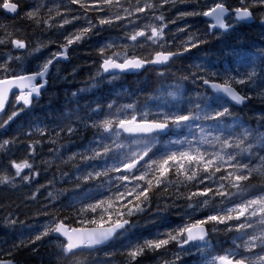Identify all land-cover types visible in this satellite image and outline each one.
Returning <instances> with one entry per match:
<instances>
[{"label":"trees","instance_id":"obj_1","mask_svg":"<svg viewBox=\"0 0 264 264\" xmlns=\"http://www.w3.org/2000/svg\"><path fill=\"white\" fill-rule=\"evenodd\" d=\"M10 1L18 4V10L15 15L10 16L0 7V39H8L6 32L11 33L12 39L24 40L27 47L16 49L10 40L6 44H0V63L9 55L22 57L20 60L8 61L16 74L35 71L47 57V53L57 51L58 46L65 42L64 37L68 33L75 32L81 26H87L83 19L63 28H47L42 23L38 26L25 17L26 12L39 8L43 19H47L49 15L55 18L49 21L55 25H59L64 16L71 19L74 16L86 15L94 22H98L97 17L101 16L120 15L125 19L115 21L111 25L99 26L85 39L70 46L68 58L51 66L41 95L34 97L30 106L25 107L22 101L17 102L14 92L10 94L4 111L0 113V125L13 111L18 113L7 125L0 127V143L11 141L7 146L0 148V175L14 177L9 183L0 184V258L12 260L14 264H128L130 258L126 253L130 244L142 243L145 239L158 235L164 238V233L204 219L209 214H216L212 211V206L204 211L188 207L190 203L195 207V200L186 199L188 194L197 188L203 189L207 181L203 185L189 184L188 187L179 183L169 184L166 191L161 185L150 193V200L143 211L125 217L130 221L126 227L127 231L115 236L102 247L81 249L64 256L58 247L63 241L53 233L35 240L37 235L46 230V225L53 223L54 217L68 226H96L82 223L86 218L92 219L95 214L89 212L82 216L78 213L86 204L111 195L114 182L110 181V178L121 173L111 172L108 177L101 176L84 182L82 176L93 170L101 171L104 162H84L79 155L75 159L69 158L74 153L83 152L94 139L97 129L86 125L117 115V110L124 105L136 106L137 120L141 118L142 113H187L196 103L208 105L215 97L204 86L203 79L222 82L229 76H242L254 67L258 75L253 83L235 85L240 94L249 99L239 107L230 104L232 115L222 122L224 126L228 125V121L237 122L235 126L232 122L230 129L225 130L233 135H239L244 128L264 131V6L253 7L249 0L246 6L250 7L254 21H234L228 31L217 35L215 31L209 30L202 15L178 18L184 12H203L213 4V0H185L175 5L168 3L162 6L161 0H148L157 5L155 11L146 10L144 13L133 15L123 9L134 10L137 0H113L111 6L101 5L98 0H83L89 6L87 13L80 4H72L70 0L66 3L62 0ZM145 2L146 0H139L140 6ZM223 2L229 8L241 7L240 0ZM2 3L3 0H0V4ZM97 7L107 10L97 11ZM57 11L62 15L57 16ZM161 14L165 17L163 23L167 25L162 41L153 44L144 37H138L137 41L128 38L140 30L144 23L154 21L157 26L160 25L161 21L155 20L154 17ZM189 37L203 42L185 51L164 67L157 69L147 66L136 74H117L115 79L103 74L97 76L100 71L99 63L103 59L99 50L106 45H112L108 50L109 55L112 52L124 53L126 50L128 56L148 60L159 50L184 51L188 46L186 42ZM159 44H163V48ZM42 45L47 46L41 47ZM37 47H40V50L33 51ZM109 105L112 107L109 108ZM132 112L133 110L129 109L121 115H131ZM68 127L74 128L75 132L69 134ZM41 130L45 135H40ZM185 133L182 129L160 135L150 156L164 152L163 146H160L164 139L183 137ZM122 135L125 136L124 141L127 144L134 139ZM36 141L40 143L35 144ZM30 144H34V151L29 149ZM132 146L131 151L134 148ZM122 153L130 155L128 148L120 150L118 154ZM261 155H264V145L255 144L249 155L241 154L238 159L254 166L260 163ZM25 159L33 168L24 169L21 176L36 173L29 182L15 177V169L11 167L13 161L19 163ZM219 175L220 173L217 174ZM169 176L172 180L184 179L183 176L178 178L174 173ZM244 183H251L256 187L244 193L241 199L233 197L235 201L251 199V194L258 195L264 191V181L259 175L254 174ZM212 187L215 189L216 185ZM229 190L234 192L235 189ZM49 193H52L51 197ZM196 199L203 200L204 197ZM213 199L218 206L221 197L215 196ZM95 218L99 220V216ZM240 222H243V218L228 224L208 223L205 225L208 230L206 243L194 242L178 247V243L173 241L157 251H146L133 264H207L212 256L224 255L233 250L239 257L249 256L254 259L264 255V248L261 247L253 249L251 253L244 251L243 239H247V236L235 230H228L229 226ZM262 228L264 226L259 224V220L253 219V228L246 229V232L249 235L258 234ZM241 236L243 239H238ZM197 244L205 249L204 252L198 249ZM17 245L19 247H16ZM238 245L240 247H237ZM10 252L11 255L8 254Z\"/></svg>","mask_w":264,"mask_h":264},{"label":"snow or ice","instance_id":"obj_2","mask_svg":"<svg viewBox=\"0 0 264 264\" xmlns=\"http://www.w3.org/2000/svg\"><path fill=\"white\" fill-rule=\"evenodd\" d=\"M72 4H80L84 12L89 11V6L83 0H70ZM99 4L111 6L113 0H98ZM177 2H185V0H161L163 4L171 3L175 5ZM241 7L232 10L236 21H246L251 18L252 12L249 0H240ZM264 6V0H251V6ZM0 7L6 9L8 12L15 13L18 10V4L10 2V0H3ZM157 5L152 2H146L140 6L137 0V6L134 10L124 8L123 11L129 15L134 13H144L146 10L155 11ZM97 11H106L104 7H97ZM51 12V9L49 10ZM229 14V9L225 6L223 0L216 2L213 0V6L203 12H184L178 18L191 15H203L209 17L213 23L210 24L212 29H221L227 31L231 25L226 23V15ZM62 14L57 11V16ZM25 17L34 21L38 26L42 23L47 28L59 27L63 28L65 25L71 24L77 20H85L87 26L79 27L75 32L68 33L63 44L58 46V50L52 52L50 56L38 66V69L30 74H16L15 69L10 68L9 60H20L22 57H12L11 55L0 63V112L5 109L6 102L9 98V92L13 88H19L20 94L16 96L17 102H23L25 107L30 106L34 97L41 95V90L47 83L46 77L50 73L51 66L58 63L60 59L68 58V49L75 43H79L85 39L94 29L99 26L111 25L115 21L125 19V17L116 15L97 17L98 22L84 16H74L69 19L64 16L59 25L50 24V20L55 18L51 15L47 19H43L39 14V8H34L25 13ZM155 20L161 21L159 26L147 25L150 29V35L146 36L143 29L135 31L128 38L131 41H137L138 37H145L153 44L162 41L164 29L167 27L163 23L165 17L161 14L154 17ZM132 23V21H130ZM184 31V29H180ZM8 39H0V44L9 42L16 49H25L26 42L22 39H12L11 33L6 32ZM203 41L195 40L194 37H189L186 42L187 47L183 50L188 51L190 48L197 47ZM56 43V41H50ZM42 45L41 47H46ZM163 48V44H159ZM112 45H106L99 50V55L103 57L100 65L101 71L97 72V76L104 73L109 74L110 78H116V71L124 72L133 69H139L145 63L151 64H166L170 58L180 55V52L172 51H158L154 57L149 60L140 59L135 56L129 57L127 51L112 52L108 54V50ZM37 47L33 51H39ZM258 75L253 67L252 71H246L242 76H229L222 82H215L209 79H203L204 85L209 86L216 94L212 102L208 105L196 103L194 107L189 108L187 113L177 112H161L155 115L151 113H142L141 118L137 120L136 106L129 104L124 105L117 110V115L105 117L98 121H93L90 125H86L97 129L94 134V139L89 142L83 152L74 153L69 159H75L79 155L84 162L88 161H103L104 167L101 171H91L82 176L84 182L95 180L97 177H108L109 173H121L118 176L111 177L110 181L113 183V190L111 195L105 199L96 200L93 203H88L81 207L79 215L86 213L95 214L92 219H85L82 223H90L96 225L92 228H72L69 229L63 221L53 218V223L46 225V230L37 235L35 240H40L43 236H48L50 233L58 234L64 238V241L58 244L64 256L74 253L77 249L94 248L96 246L105 244L112 240L115 236L127 231L126 225L129 220L125 217H130L137 212L144 210V206L150 200V193L153 189L164 186L166 191L169 184H182L188 187L189 184L203 185L205 181L208 183L203 189L197 188L196 191L190 192L186 199L189 201L195 200V207L192 203L188 205L193 210L204 211L212 206V211L216 214H209L204 219H198L194 223H187L183 226L164 233V238L158 235L155 238L145 239L142 243L129 245L127 256L130 258L128 264H133L136 259L142 256L146 251H157L166 247L169 243L175 241L181 247L192 242L206 243L207 231L205 225L211 222L215 224H228L230 221H241L234 226H229L228 230H235L247 236L238 239H243V249L251 253L257 247L264 248V228L258 234L249 235L246 229L253 228V218L259 216V224L264 226V191L256 197L241 200L239 203H234L232 207H227L228 203L233 202V197L241 199L244 193L248 192L256 185L248 182L250 177L259 175L264 181V155L259 157L260 163L257 165H250L242 163L238 156L241 154L250 153L255 144L264 145V131L244 128L239 135H233L228 132L225 134L224 128L221 125L226 117L232 115L230 110V103L235 105H242L249 97L241 95L235 85H248L254 82L255 76ZM42 81V82H39ZM83 91V90H82ZM75 95V93H73ZM109 108L112 105L108 106ZM133 110L131 115L127 110ZM18 113L13 111L3 124L7 125ZM151 116V118H149ZM204 121H211L212 123L206 128ZM200 122V123H197ZM233 121V126L236 125ZM195 124V132H193V125ZM187 129L192 133V138L188 136L180 138L179 136L170 141L172 145H178V148L166 150L159 154L153 152V148L158 143V137L161 134H167L172 130ZM63 131V129H61ZM67 132L73 134L75 129L68 127ZM134 137L129 144H125V136ZM40 135H45L43 130ZM59 136V133H57ZM198 137V138H197ZM110 141V142H109ZM53 143L55 141H52ZM11 141L5 140L0 143V148L7 146ZM35 144L40 141L34 142ZM144 145L137 151H131V145ZM128 148V153L118 154L120 150ZM212 148L213 151L208 149ZM29 149L34 151V144L29 145ZM238 150V151H237ZM31 154V153H30ZM147 157V159H145ZM109 161L111 163L109 164ZM11 167L15 169V177H21L24 182H29L34 178L36 173L32 175L21 176L24 169H32L33 165L25 159L22 162L13 161ZM137 173H139L137 175ZM174 173L178 178L183 176V180H172L169 176ZM220 173L219 176L217 174ZM13 176L0 175V184H7ZM80 179V177H78ZM212 185H216L213 189ZM235 189L236 191H230ZM35 194H33L34 198ZM52 196V193H49ZM220 196L221 201L217 206L213 197ZM197 197H204L203 200L196 199ZM99 216V220L95 218ZM107 217V219H105ZM14 223V222H13ZM108 225L105 227V225ZM215 230V229H214ZM34 242V241H33ZM16 247H19L17 245ZM198 249L204 252V248L197 244ZM237 247H240L238 245ZM11 255V252L8 253ZM0 264H14L12 260L0 258ZM207 264H264V255L257 256L254 259L249 256L239 257L238 253L233 250L224 255L212 256Z\"/></svg>","mask_w":264,"mask_h":264},{"label":"water","instance_id":"obj_3","mask_svg":"<svg viewBox=\"0 0 264 264\" xmlns=\"http://www.w3.org/2000/svg\"><path fill=\"white\" fill-rule=\"evenodd\" d=\"M11 2V1H10ZM226 6V5H225ZM227 7V6H226ZM2 8V7H1ZM228 8V7H227ZM235 8H237V7H234L233 9H235ZM229 9V14H227L226 15V18L228 17V16H230V15H232L233 16V18H234V20H235V16H234V13L232 12V10L233 9H230V8H228ZM2 10L7 14V15H10V16H13V15H15V13H11V12H8L6 9H4V8H2ZM208 10V9H207ZM206 10V11H207ZM202 18L203 19H206V20H210L211 21V19L209 18V17H205V16H203L202 15ZM225 18V19H226ZM236 21V20H235ZM254 21V16H253V14H252V16H251V18L250 19H248V20H246V21H239V23H252ZM236 22H238V21H236ZM211 23H213V21H211ZM210 23V24H211ZM210 28V27H209ZM211 30H213L212 28H210ZM218 29V28H217ZM220 31H222V32H225L224 30H221V29H219ZM229 30V29H228ZM227 30V31H228ZM161 51V50H160ZM158 52V51H157ZM165 52H167V51H165ZM156 53V52H155ZM155 53L152 55V57H154V55H155ZM175 57V56H174ZM173 58V57H172ZM172 58H170V60L172 59ZM141 59V58H140ZM103 60V59H102ZM102 60H101V62H100V65H101V63H102ZM169 60V61H170ZM168 61V62H169ZM168 62L166 63V64H151V63H145L144 64V66L143 67H141V68H139V69H133V70H128V71H124V72H119L118 70H115L116 71V73L117 74H130V73H139L140 71H142L146 66H154V67H162V66H165V65H167L168 64ZM100 65H99V68H100ZM100 71L102 72V70L100 69ZM34 72V71H33ZM30 73H32V72H28V73H25V74H30ZM116 74V75H117ZM103 75H106V76H109V74H106V73H104ZM206 87L211 91V93L215 96L216 94L213 92V90L209 87V86H207L206 85ZM14 92H20V89L19 88H13L12 90H11V92H9V96H10V94L11 93H14ZM247 102V100L243 103V104H245ZM7 103V102H6ZM231 104V103H230ZM242 104V105H243ZM231 105H234V106H241V105H235V104H231ZM5 107H6V105H5ZM4 111V110H3ZM2 111V112H3ZM1 113V112H0ZM124 135H127V134H124ZM161 135H166V134H161ZM129 223H130V221H129ZM129 225V224H128ZM128 225H126L125 227H127ZM66 226L69 228V229H72V228H82V227H84V228H92V227H95V226H68L67 224H66ZM108 225H105V227H107ZM205 227V229H206V231H207V235H208V230H207V227L206 226H204ZM53 235L55 236V237H58V238H60L62 241H64V238L63 237H61V236H59L58 234H55V233H53ZM111 241V240H110ZM110 241H108V242H106L105 244H102V245H99V246H96V247H94V248H83V249H86V250H91V249H96V248H99V247H102V246H104V245H106V244H108ZM192 243H194V242H192ZM188 245V244H187ZM183 246H186V245H183ZM178 247H181L179 244H178ZM78 250H81V249H77V250H75V251H78ZM74 251V252H75Z\"/></svg>","mask_w":264,"mask_h":264},{"label":"rangeland","instance_id":"obj_4","mask_svg":"<svg viewBox=\"0 0 264 264\" xmlns=\"http://www.w3.org/2000/svg\"><path fill=\"white\" fill-rule=\"evenodd\" d=\"M56 1H59V0H56ZM62 2L63 3H66L67 2V0H62ZM217 2H220V0H217ZM213 6V4H211V5H209V7L208 8H210V7H212ZM207 8V9H208ZM206 9V10H207ZM206 10H204V11H206ZM228 22V24L229 25H232L233 24V22H234V20L232 19V18H228V20H227ZM154 25V26H157L156 25V23L154 22V21H152V22H148V24L147 23H144L143 24V27L141 28V29H143L144 31H145V33L146 32H148V31H150V29L147 27V25ZM159 26V25H158ZM47 55V57L42 61V62H40V64L39 65H41L49 56H50V54L49 53H47L46 54ZM38 65V66H39ZM38 66H37V68H36V70L38 69ZM263 67H264V64H263ZM52 68V67H51ZM51 68H50V71H51ZM35 70V71H36ZM25 73H28V72H23V73H21V74H25ZM39 82H42V81H39ZM20 94V92H15V96H17V95H19ZM146 110H147V108H146ZM232 122L233 121H228L227 123H228V125L227 126H224L223 125V122L221 121V125H222V127L224 128V132H225V130L226 129H230V126L232 125ZM197 123H200V122H197ZM212 122L211 121H204L203 122V124H204V126L207 128L210 124H211ZM185 130V135L184 136H188V138L189 139H191L192 138V133L191 132H189V130H187V129H184ZM193 132H195V124L193 125V130H192ZM234 132V131H233ZM228 132H225V134H227ZM183 136V137H184ZM183 137H180V138H183ZM177 137L175 136V137H171L170 139H164L163 141H162V143H161V147H162V149H163V151H166V150H171V149H173V148H178L179 146L178 145H172V144H170V141L171 140H174V139H176ZM198 138V137H197ZM125 144H127V142H125V141H123ZM132 147H134L133 149H132V151H137L138 149H141L142 150V145H139V146H137V145H133ZM209 151H213V149L212 148H209L208 149ZM247 155H249V153H246ZM139 173H137V175H138ZM49 190H51V189H49ZM236 190H234V192H235ZM257 195L256 194H251L250 195V198H254V197H256ZM234 203H239V201H235L234 200V198H233V202L232 203H228L226 206L227 207H232L233 206V204ZM199 211V210H198ZM253 219H256V220H259V216H257L256 218H253Z\"/></svg>","mask_w":264,"mask_h":264},{"label":"flooded vegetation","instance_id":"obj_5","mask_svg":"<svg viewBox=\"0 0 264 264\" xmlns=\"http://www.w3.org/2000/svg\"><path fill=\"white\" fill-rule=\"evenodd\" d=\"M228 8H229V7H228ZM230 9H233V8H230ZM228 18H232V19L234 20L233 16L230 15V16H228V17L226 18V23L228 22V21H227ZM205 21H206V24H207V26H208V28H209V27H210V23H211V21H210V20H206V19H205ZM234 21H235V20H234ZM235 22H236V21H235ZM229 29H230V27H229ZM140 30H141V29H140ZM209 30H210L211 32H212V31H215V34H217V35L223 33V32L220 31L219 29H213V30H211V29L209 28ZM194 31H195V29H194ZM149 32H150V31L146 32V34H147V35H150V34H148ZM147 35H146V36H147ZM193 35H195V34H193ZM193 35H192V36H193ZM146 36L144 37V39H146ZM146 40H147V39H146ZM149 42H150V41H149ZM159 51H160V50H159ZM161 51H163V50H161ZM179 52H180V53H184L185 51H179ZM153 54H154V53H153ZM153 54H152V55H153ZM152 55H151L150 59L152 58ZM181 55H182V54L177 55V56L173 57L171 60H174V59H176L177 57H179V56H181ZM129 57H131V56H129ZM135 57H136V56H135ZM138 58H140V57H138ZM60 60L63 61V60H65V59H60ZM144 60H145V59H144ZM148 60H149V59H148ZM171 60H170V61H171ZM170 61H169V62H170ZM100 62H101V61H100ZM169 62H168V63H169ZM99 65H100V63H99ZM165 66H166V65H165ZM146 67H147V66H146ZM152 67H154V66H152ZM162 67H164V66H162ZM155 68L158 69V68H161V67H155ZM99 70H100V68H99ZM140 72H141V71H140ZM130 74H136V73H130ZM215 82H216V81H215ZM203 84H204V83H203ZM204 86L206 87V85H204Z\"/></svg>","mask_w":264,"mask_h":264}]
</instances>
